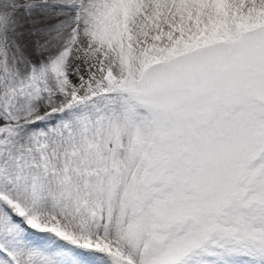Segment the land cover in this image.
<instances>
[{
    "label": "snow or ice",
    "instance_id": "6c2138e0",
    "mask_svg": "<svg viewBox=\"0 0 264 264\" xmlns=\"http://www.w3.org/2000/svg\"><path fill=\"white\" fill-rule=\"evenodd\" d=\"M0 264H264V0H0Z\"/></svg>",
    "mask_w": 264,
    "mask_h": 264
}]
</instances>
